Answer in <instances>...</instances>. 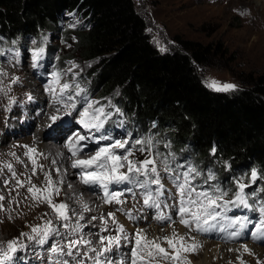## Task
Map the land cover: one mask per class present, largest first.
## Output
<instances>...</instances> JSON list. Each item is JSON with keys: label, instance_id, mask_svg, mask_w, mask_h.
<instances>
[{"label": "snow or ice", "instance_id": "obj_1", "mask_svg": "<svg viewBox=\"0 0 264 264\" xmlns=\"http://www.w3.org/2000/svg\"><path fill=\"white\" fill-rule=\"evenodd\" d=\"M75 17V13L72 14ZM80 21H76L72 27H75ZM75 39V38H73ZM33 44L37 41L33 40ZM13 47L6 51H0V56H6L8 52L19 56V50L15 48L16 41H12ZM45 52L44 47H36L32 50L33 67H41L39 61ZM18 62V61H17ZM72 65L66 71L60 69L53 70L49 73V79L44 84L45 92L51 97V113L47 115L46 135L56 139L66 136L64 146L71 156H77L83 151L84 141H112L111 143L99 146L93 156L88 159L73 160L72 167L79 169V178L81 182L91 189H101L105 195V203H116L121 205L126 201L122 200L125 194H131L135 198L134 189L142 190L143 206L154 210L155 218L158 222H172L173 211L179 217V222L187 227L190 231L195 230L199 234L219 233L220 237L227 241L242 240L244 238L252 239L256 242L264 243V199H258L255 192L246 191L252 188L258 180L264 181V169H251V175H242L233 177V183L236 188L231 198H228L231 189L225 188L218 180L213 170H208L205 175L196 165L175 162L174 155H162L158 150V141L150 134L148 137L133 139L132 133H127L125 139H114L110 134L102 132L97 138L95 133L105 129V124L113 115H122L120 108H111V102L107 106H97L99 101L91 100L88 91L81 86L75 79L79 74L73 70L79 66L73 61ZM8 75L0 68V95L8 97L7 111H11L12 106L16 103V98L9 96L10 86L3 84V78ZM67 75H73V81L61 83V79ZM20 78L13 76L11 84H18ZM210 86L216 91H233L237 90V85L227 82H210ZM32 94L27 95L28 101H34ZM78 104L82 106L78 107ZM76 113L77 115H73ZM76 124L80 125L83 130H87L86 135H82L80 130H73ZM155 126V125H154ZM107 130L105 129V132ZM71 133L70 135L68 133ZM131 142V146L128 145ZM35 144V138H34ZM23 147V155L27 157L33 167L32 173L36 174L37 159L35 156L47 159L48 156L42 153L35 146L18 145ZM137 146L139 148L137 149ZM170 147L169 144L164 145ZM123 149L124 154L117 155V150ZM141 153L147 152L145 159L137 161L130 159L135 151ZM212 155L216 154V148L213 147ZM18 163L23 164L15 152H10ZM158 160L161 167H158ZM53 160L52 164L55 165ZM127 167V172L120 169ZM26 167V166H25ZM40 170L44 171V166L39 165ZM11 173L12 178H16L17 187H24L25 181L17 177L14 166L10 162L0 163V173L3 169ZM161 171L167 176V179L175 186L177 193L173 195L170 190L165 188ZM55 172L59 174V169ZM46 186L40 188L31 184V177L27 178V183L31 186L27 191L32 195L33 200L38 203H47L57 216L56 224L51 220H42L40 225L31 226V232H22L21 237L0 241V264H25L27 253L30 248L40 247L52 241L51 247L45 249L48 252V264H158L160 259L170 261L171 264H190L186 253H195L202 245L194 237H186L178 234L173 230L171 237L162 238L167 243L168 248L161 246L158 242L161 238L149 239L144 229L137 228L134 234L129 233L123 224L118 223L115 213H108L112 219V226L101 216V232L110 233L101 234L99 239L101 247L99 249L92 246V242L83 236L85 225L80 221L84 219L81 214L77 220L73 221L68 215V205L60 202L56 203L52 197L59 195L60 188L57 186L62 181H53L51 169L44 172ZM204 176L202 183H194L197 178ZM248 182L245 183L244 181ZM216 181V183H210ZM5 186L9 180L4 179ZM123 185L124 187H120ZM11 192V189L9 190ZM260 192H264V186H260ZM171 197L172 204H167L166 200ZM19 192H17V196ZM178 196V199H177ZM163 198V201H162ZM5 197L0 194V202ZM13 201H10L12 203ZM18 203V202H17ZM3 204L0 203V209ZM85 211H88L87 205H84ZM163 209H168L165 212ZM244 209V212H240ZM117 211L122 212L128 219L133 222L146 220L142 209L125 210L119 207ZM140 213L139 215L135 213ZM254 213L249 215L248 213ZM230 213H235L231 214ZM46 215V214H45ZM75 215V213H73ZM11 219V216H9ZM96 219L95 216L92 217ZM65 229L61 233L59 227ZM59 237V241L54 238ZM24 238V239H22ZM28 241L30 243L25 242ZM191 240V243L188 241ZM61 241H66L62 243ZM134 242V243H133ZM128 252L121 249L129 248ZM245 251L247 247L244 246ZM83 249V251H82ZM169 249L172 251L169 252Z\"/></svg>", "mask_w": 264, "mask_h": 264}, {"label": "trees", "instance_id": "obj_2", "mask_svg": "<svg viewBox=\"0 0 264 264\" xmlns=\"http://www.w3.org/2000/svg\"><path fill=\"white\" fill-rule=\"evenodd\" d=\"M65 13L84 22L66 33L81 59L96 61L89 71L92 91L103 103L114 97L132 131L159 134L161 150L169 144L174 155L219 174L222 184L235 173L264 169V72L248 74L237 90L208 87L197 67L224 54L223 44L182 40L162 52L132 0H0V44L39 41L60 28ZM112 119L107 126L117 122Z\"/></svg>", "mask_w": 264, "mask_h": 264}, {"label": "rangeland", "instance_id": "obj_3", "mask_svg": "<svg viewBox=\"0 0 264 264\" xmlns=\"http://www.w3.org/2000/svg\"><path fill=\"white\" fill-rule=\"evenodd\" d=\"M132 1L135 10L142 16L145 21L146 33L151 43L162 52L171 50L173 48H179L178 46H180V41L182 40L198 41L204 45H211L213 47H215L219 42L223 44V47L226 49L224 54H216L211 58V64L207 66L197 67V71L199 72L203 82L208 87L212 88L210 86V82L213 80L217 82L232 83L239 87L240 85H242L243 79H245L248 74H258L264 72V0ZM76 21H80V23H77L75 27H72L71 25H73ZM81 26H84V22L81 18H79L78 16L73 17L72 13H65L62 17L60 28L57 31L47 32L46 35L42 36L36 44H33V39L29 38L28 41H24L23 46H21V44L18 45V47L15 46V48L19 50L20 56H15L12 52H8L6 56H0V68L8 73V75L3 78V84L11 87L9 96L15 97L17 102L21 101L20 98L27 99V95L32 94L30 83H28L29 81H31L39 86L40 93L50 98V96L45 92L43 88L44 84L49 79V73L51 72L47 61H50L55 66V70L60 69L62 71H66L67 69L71 68L72 65L68 62L73 61L79 66L78 68L73 70L74 73L79 74L77 77H75V79L79 81L81 86L87 89L91 100L99 101L100 103L97 106H107L108 102L110 101L111 108L114 109L115 107H117L114 102V97L105 98L104 100L106 103H103L104 101L99 99L100 96L96 94L97 92L95 90L92 91V85L90 81L91 75L89 71L94 66L96 61H84L83 59H81L80 54L75 52V39H73L74 36L72 34L66 33L67 29ZM50 45L52 46L51 51L53 50L52 54L50 53V50L47 49V47ZM36 47L45 48L43 57L39 61L41 67L38 68H34L32 66L34 63L32 59V50ZM11 48L12 47H6V44H0V51H6ZM60 56H63L65 60L61 63H58L56 61ZM40 71H43L46 76H48H42L43 80L47 79L43 82V84L40 80L36 79V75L33 74L39 73ZM13 76L20 78V82L18 84L10 83ZM73 79V75H67L61 79V83H64L66 81H73ZM3 101H8V97L0 95L1 105L3 104ZM17 107L18 106H14L11 111H8V116L14 120L9 122V129L12 125H15L16 117L22 118L21 116H23L22 111H20L21 107H18V109ZM75 114L76 113H74L73 115ZM110 119H112L113 121L117 120V122L113 125V128L117 127L118 129L113 130V132L110 134L113 139H125L127 138V133H132L133 139L148 137L151 134L153 138L158 141V150L162 155H174V152L169 147L166 148V150L160 149V146H162L163 144L159 143V140L157 139L159 138V134L156 135L152 132L149 134L148 131L138 132L137 130L131 132L129 129H127L126 122L124 119H122L121 115L114 112ZM19 131L20 133L18 134V137H23L24 139H26V141L18 140L17 143H12L14 142V139L12 137L11 139L9 138L8 140H5L4 147H0V163L10 162L14 166L17 177L20 180L25 181L24 187H17L16 178H12L11 174H7L6 168L3 169L2 173H0V194L5 197V199L0 203L3 204V207L12 210V214L9 215L11 216V219H9V216L7 215H5L4 218H0V221L4 220L2 222L3 226L0 227V241L3 242L21 237L22 232L30 233L31 226L40 225L42 223V220H51L54 224L58 223L57 216L53 212V209L47 203H38L37 201L33 200L32 195L27 191V188L31 186L27 183L28 177H31V184H34L40 188H44L46 184L43 185L41 183L42 181L37 176V170L36 174L33 175V165L31 161L23 155L26 149L18 146L30 145L31 147L33 146L34 140L32 139L34 138L31 136V134L21 136V133L25 132L24 129H20ZM85 132H87V130H85ZM95 135H98V132L95 133ZM111 142L112 141H105L104 144ZM9 143H12L11 146ZM41 145L44 146V144ZM47 145L50 144L47 143ZM128 146H131V142ZM44 147L48 148L46 144ZM138 148L139 146H137V149ZM10 150L17 154L19 159L23 161V164L18 163L17 160L9 155ZM120 150H117V155L124 154L122 153L123 149ZM33 155L34 158L37 159L38 169L40 165L39 160L44 158L35 156V154ZM147 155V152L141 153L137 150L129 158L140 161L145 159ZM174 157L175 162L196 165L205 175L207 174L208 170H211L203 169L201 166L199 167L198 162L196 160H192L191 158H185L178 155H174ZM48 162L52 167L53 164L51 163L50 159H48ZM27 164H31V168L23 172L21 169H23ZM157 166L161 167L162 169V165L160 164L159 160ZM18 168L19 172L17 171ZM45 169H48L46 165ZM251 169L240 174L235 173L233 177H240L242 175L250 176ZM67 170L69 171L70 169L68 168ZM120 171L127 172V167L125 166L124 168L120 169ZM161 174L164 177L163 183L172 191L177 192L175 186L167 179V176L163 173V171H161ZM51 175L53 177V181H56L58 179L56 177V172L55 174L51 173ZM216 177L219 178L221 176L217 174ZM230 178L231 177L221 179L225 184H222L220 182L225 188L231 189V191H229L228 198H231L236 188L235 184ZM4 179L9 180V188L4 185ZM203 179L204 176L197 178V181H199L198 183H202ZM244 182L247 183L248 181L245 180ZM210 183H216V181H212ZM260 186H264V181L258 180L257 183L252 186V188H249V192H255L258 199H264V192H260ZM10 189L11 192L9 191ZM17 192H19L18 196ZM84 192L86 193L87 191L84 189ZM258 195H260V197H258ZM137 198L140 201H143L141 189H139V195L137 196ZM52 199L56 203H60L59 195H53ZM10 201L13 202L10 203ZM239 211L244 212L245 210L240 209ZM231 214L235 213H230V215ZM248 214L251 215V212H249ZM68 215L72 218L73 221L77 220L74 215H70L69 213ZM86 215L88 217L89 214ZM101 216H103L104 219L107 217L105 219L106 221H108L110 218L108 214L104 212L101 213ZM115 218L117 219V217ZM151 221L152 220L149 219L147 222ZM157 224H160L158 225L159 227L156 224H144L139 225L137 228L151 226L154 227L155 231L158 230V232L163 233L166 231V226L169 225L166 223ZM178 225L181 226L180 224ZM62 228L63 227L60 226L59 230L61 233H64L65 229ZM182 228L192 236L198 238V240L200 238L201 242L205 240L206 242L208 241V243L214 242L217 244L219 243L220 245H230V248H228L227 251H224L225 253H218V260H220L221 262L217 261L212 264H252V262L250 261H253L255 258L264 256V253H259V250L264 249V243L256 242L249 238L227 241L221 238L219 233L199 234L194 229L190 231L187 227ZM163 237H159L161 238V240L158 242L161 243L162 247L167 249L168 245L162 240ZM54 239L59 241V237H56ZM25 242L30 243L26 240ZM61 242L64 243L66 241ZM188 242L191 243L190 241ZM245 243L247 245H250L246 246L248 249L247 251H245L244 248ZM51 244L52 241H49V244L45 245L44 248H30L27 253L26 260L28 259V257H32V259L47 260L48 252L45 249H49L51 247ZM257 247H261L263 249H257ZM231 249L234 251L232 252ZM122 250L123 252L125 251L124 249ZM202 250L203 247L201 246L195 253L185 254L188 261H190V264H194L190 260L191 256L194 258L195 264H197V261L203 256V252H201ZM171 251L172 250L169 249V252ZM165 261L166 260L160 259L158 264H171L170 261H167L169 263ZM261 264H264V262H261Z\"/></svg>", "mask_w": 264, "mask_h": 264}, {"label": "bare ground", "instance_id": "obj_4", "mask_svg": "<svg viewBox=\"0 0 264 264\" xmlns=\"http://www.w3.org/2000/svg\"><path fill=\"white\" fill-rule=\"evenodd\" d=\"M40 81L43 84V82L45 80L41 79ZM28 83H30L31 92H32V95L35 97V99H34V101H28L27 99L20 98L21 99L20 102H22L23 104L28 103V105L30 106V113H28L29 116L27 117L25 115L24 118L16 117L15 118V126H13L11 129H9L8 124L13 119L8 116V111L6 110V106L8 104V101H6V102L3 101L2 105L0 103V114H1V119H2V120L0 119L1 120L0 121V147L1 146L4 147L5 140H8L9 138L11 139L13 136H16L17 134H19L20 133L19 130L22 129L21 128L22 126L25 127L26 130H25V132L21 133V136L31 134V136L33 138H35V144L33 143V146L37 147L40 152L45 153L48 156V158L46 160H44V159L39 160L40 165L44 166V171H41L40 167H38V169H37V176L42 181L41 183L43 185L46 184L44 172L49 171V169H51V173L55 174V169L56 168L59 169V174L56 173V177L58 178L57 180L62 181L61 184L57 185L60 188V192H59L60 202L66 203L68 205V213L70 215H73V213H75L74 216L76 217V219H78V217L81 214L84 216V219L81 220V222H80L81 224L85 225V227L83 228V236L85 239L90 240L92 242L93 247L99 249L101 247L100 239H99V237L98 238L95 237L94 236L95 233L92 232L91 230L94 228L96 229L97 221L98 222L100 221L99 223H102L101 213L103 212L102 211L103 208H102L101 204L105 201V195H103V193H102L103 191L101 189L93 190L89 186L84 185L81 182L79 175H78L80 170L73 168L71 165L73 163V160H76V159L84 160V159H88L91 156H93L95 154L97 148L100 145V141H98V143L91 141V140L81 142L82 144H85L86 147H84L83 151H81L75 157L71 156V154L68 152L67 148L64 146L65 141H66V139H65L66 136H64L63 138L62 137L57 138V140H59L58 141V145L60 148L59 151L58 150L52 151V150H49V148H45L44 146H45V144L47 145V143L44 144L42 141L49 139V138L52 139L50 136L46 135V128H45V125L48 122L47 115L51 113V108L49 106L51 99L48 96H45L44 94L40 93L38 85L34 84L31 81H29ZM16 102H17V100H16ZM17 105H20V104L17 102L12 106V108L14 106H17ZM28 105H26V106H28ZM75 129L80 130L82 135L87 134V132H85V130H83L82 127L78 124H76L74 130ZM50 139H49V142H51ZM18 140L26 141V139H24L23 137L19 138ZM32 140H34V139H32ZM13 143H17V141L15 140ZM11 144H10V146H11ZM41 144H44V146ZM97 144H99V145H97ZM10 152H12V151L10 150ZM50 157H54V160L56 161L55 165H52V167L48 162V159H50ZM52 161L53 160H51V163H52ZM45 165L47 166L48 169H45ZM30 168H31V164H27L26 167H24L21 170L24 172ZM68 168L70 169L69 171L67 170ZM17 171L19 172V168L17 169ZM6 172H7V174H11L10 172H8L7 169H6ZM6 187L9 188V185H7ZM84 189L88 193L87 192L85 193ZM125 196H126V194L123 197H125ZM122 200H123V198H122ZM84 205H87V207L89 209L88 211H85ZM122 206H123V204L117 205L116 203H108L107 208H106V212H107V214L110 212L115 213V217H117L116 221H118V219H120V220H123L124 222H129L130 224L127 223V226L125 228L129 233L134 234L137 228L132 226V225H137L141 221L139 220L138 222H133L132 220L128 219L122 212L117 211V209L119 207H122ZM124 206H126L128 208L134 207L133 203L132 204H124ZM85 213L89 214L88 217ZM11 214H12V210H10L9 208L3 207L0 210V218H4L5 215L9 216ZM93 216L96 217L95 220L92 219ZM149 219L152 220L151 222H154V224L158 223V221L156 220L155 217L149 216L146 219V221H148ZM3 221L4 220L0 221L1 222L0 227L3 226V223H2ZM168 226H166L167 227L166 231L163 233L158 232V230L155 231L154 227H151V226H145V227H142L140 229L145 230V233L149 239H153V238H157V237H163V236L164 237L165 236L171 237L173 234V230H175L180 235H185L186 237H188V236L194 237L176 223L169 224ZM62 229H64V228H62ZM194 238L203 247V250L201 251V252H203V256L201 257V259H199L197 261V264H212V263L217 262V261L219 262L220 260H218V253L227 251L228 248H230V245H220L219 243L217 244L214 242L208 243V241L206 242L205 240L201 242L200 238H199V240L196 237H194ZM189 241L191 242V240H189ZM245 246H250V245H247L245 243ZM237 248H239V247H237ZM123 249L125 250L124 252H128L130 250V247L129 248H123ZM257 249H263V248L257 247ZM82 251H83V249H82ZM121 251H123V250L121 249ZM231 251L233 252L234 250L231 249ZM259 253H264V249L259 250ZM190 260L192 263L195 264V260L192 256L190 257ZM250 262H252V264H261V262H264V256H262L260 258H255L253 261H250ZM86 264H91V262L88 261V262H86Z\"/></svg>", "mask_w": 264, "mask_h": 264}]
</instances>
